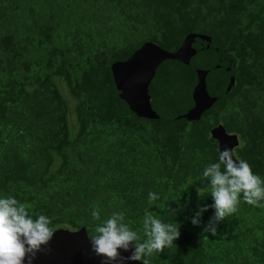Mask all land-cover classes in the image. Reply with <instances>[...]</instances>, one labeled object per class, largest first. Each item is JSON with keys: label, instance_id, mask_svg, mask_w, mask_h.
Masks as SVG:
<instances>
[{"label": "trees", "instance_id": "trees-1", "mask_svg": "<svg viewBox=\"0 0 264 264\" xmlns=\"http://www.w3.org/2000/svg\"><path fill=\"white\" fill-rule=\"evenodd\" d=\"M187 32L235 57L230 89L198 118L179 52ZM146 40L164 50L157 64L139 50ZM217 123L264 180V0H0V197L30 204L33 219L91 237L123 212L142 235L147 209L180 231L149 264H264V207L242 193L215 235L203 231L214 209L191 222L213 203L203 171L218 162Z\"/></svg>", "mask_w": 264, "mask_h": 264}, {"label": "clouds", "instance_id": "clouds-1", "mask_svg": "<svg viewBox=\"0 0 264 264\" xmlns=\"http://www.w3.org/2000/svg\"><path fill=\"white\" fill-rule=\"evenodd\" d=\"M235 157V159H234ZM207 178L211 205H203L192 217L193 225L201 224L202 214L209 208L214 214L204 226V232H217L218 225L236 212L242 199L249 205L264 207V180L253 173L251 166L236 155L235 149L219 150L218 162L207 165L203 171ZM156 193L148 195L149 204L158 199ZM30 204L19 202L9 195L0 197V264H32L38 253L47 249L54 230L52 218L40 214L35 219L29 214ZM93 220H100L98 208L91 212ZM130 223V222H129ZM125 222L123 212H113L110 217L94 228L90 237L92 252L100 257L102 264H127L142 261L149 264L148 257L170 248L180 236L178 224H168L145 210L141 233L132 230ZM123 252H129L124 256Z\"/></svg>", "mask_w": 264, "mask_h": 264}, {"label": "water", "instance_id": "water-1", "mask_svg": "<svg viewBox=\"0 0 264 264\" xmlns=\"http://www.w3.org/2000/svg\"><path fill=\"white\" fill-rule=\"evenodd\" d=\"M139 50L143 55L157 64V55L164 52L163 48L152 41H144ZM179 52L184 62V75L192 82L194 95L189 104V110L195 118L218 97L223 96L234 81L235 57L224 50L222 46L210 35L198 32H187L179 44ZM129 58L115 60L110 64L111 74L116 72ZM121 96V94H120ZM138 115L154 116L158 113H146L134 109ZM167 111L171 117L181 116L183 109L174 106L170 100ZM210 135L216 139V147L223 151L233 148L238 140L233 132L225 130L221 123L209 129ZM235 159V157H234ZM54 235L46 251L38 253L32 264H102L91 250L90 237L87 236L83 226L77 229L53 228ZM128 256L129 252H123ZM27 264V261H25ZM127 264H142L141 261H128Z\"/></svg>", "mask_w": 264, "mask_h": 264}, {"label": "rangeland", "instance_id": "rangeland-1", "mask_svg": "<svg viewBox=\"0 0 264 264\" xmlns=\"http://www.w3.org/2000/svg\"><path fill=\"white\" fill-rule=\"evenodd\" d=\"M59 84H60V86H62V84H61L60 82H59ZM65 94H66V92H64V95H65ZM72 114H73V113H71V109H70V111H69V115H68V121H69L68 124H69V125H71V124H72L71 122L74 121V119H72V117H73ZM71 126H72V125H71Z\"/></svg>", "mask_w": 264, "mask_h": 264}, {"label": "flooded vegetation", "instance_id": "flooded-vegetation-1", "mask_svg": "<svg viewBox=\"0 0 264 264\" xmlns=\"http://www.w3.org/2000/svg\"><path fill=\"white\" fill-rule=\"evenodd\" d=\"M182 40V39H181ZM153 42V41H152ZM181 42V41H180ZM156 43V42H155ZM184 72V71H183ZM192 87H193V84H192ZM193 89H194V87H193ZM194 92H195V90H194ZM193 92V93H194ZM175 107H177V108H181L180 106H175ZM167 108V107H166ZM183 109V108H182ZM183 113V112H182ZM182 115V114H181Z\"/></svg>", "mask_w": 264, "mask_h": 264}]
</instances>
